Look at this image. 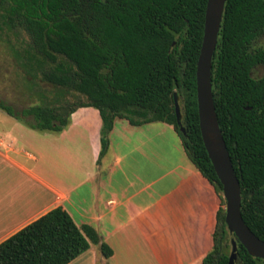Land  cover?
<instances>
[{
	"label": "trees",
	"instance_id": "1",
	"mask_svg": "<svg viewBox=\"0 0 264 264\" xmlns=\"http://www.w3.org/2000/svg\"><path fill=\"white\" fill-rule=\"evenodd\" d=\"M207 0H0V15L29 36L30 69L73 100L50 99L0 112L40 133L59 134L79 110L99 113V160L116 120L173 128L190 163L220 200L213 247L202 264H228L230 234L222 185L204 147L196 100ZM264 0H226L212 58L215 111L241 190V216L264 241ZM43 69V70H42ZM174 95L180 109V132ZM237 242L235 264H264ZM98 245L60 206L0 242V264H69Z\"/></svg>",
	"mask_w": 264,
	"mask_h": 264
},
{
	"label": "crops",
	"instance_id": "2",
	"mask_svg": "<svg viewBox=\"0 0 264 264\" xmlns=\"http://www.w3.org/2000/svg\"><path fill=\"white\" fill-rule=\"evenodd\" d=\"M3 114L0 242L60 206L112 251L105 258L90 244L69 264H202L220 200L171 126L116 120L99 160L101 119L92 108L75 113L59 134Z\"/></svg>",
	"mask_w": 264,
	"mask_h": 264
},
{
	"label": "water",
	"instance_id": "3",
	"mask_svg": "<svg viewBox=\"0 0 264 264\" xmlns=\"http://www.w3.org/2000/svg\"><path fill=\"white\" fill-rule=\"evenodd\" d=\"M226 0H207L204 32L196 64V100L201 138L222 185L225 201V224L230 234L231 252L228 264H235L237 241L254 258L264 260V241L259 239L245 224L241 216V190L230 156L219 127L211 84L212 58L217 45L218 33ZM175 113L180 132V109L174 95Z\"/></svg>",
	"mask_w": 264,
	"mask_h": 264
},
{
	"label": "rangeland",
	"instance_id": "4",
	"mask_svg": "<svg viewBox=\"0 0 264 264\" xmlns=\"http://www.w3.org/2000/svg\"><path fill=\"white\" fill-rule=\"evenodd\" d=\"M30 46L29 36L6 24L0 15V101L21 110L46 104L50 99L73 100L71 94H63L44 81L39 70L30 69Z\"/></svg>",
	"mask_w": 264,
	"mask_h": 264
},
{
	"label": "flooded vegetation",
	"instance_id": "5",
	"mask_svg": "<svg viewBox=\"0 0 264 264\" xmlns=\"http://www.w3.org/2000/svg\"><path fill=\"white\" fill-rule=\"evenodd\" d=\"M258 76H264V68H260Z\"/></svg>",
	"mask_w": 264,
	"mask_h": 264
}]
</instances>
